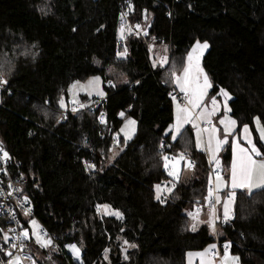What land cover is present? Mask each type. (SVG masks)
<instances>
[{
  "label": "trees",
  "instance_id": "1",
  "mask_svg": "<svg viewBox=\"0 0 264 264\" xmlns=\"http://www.w3.org/2000/svg\"><path fill=\"white\" fill-rule=\"evenodd\" d=\"M161 40L170 51L165 71L150 49ZM196 42L208 44L202 67L211 93L231 96L235 132L249 126L264 152L254 129L257 118L264 127V0H0V78L9 90L0 91V145L12 160L11 174L24 178L23 196L41 228L63 251L82 249L81 263H74L67 252L64 258L38 246L46 257L39 264H186L189 252L214 242L206 226L192 231L188 215L208 196V157L189 128L175 140L168 133L172 101L185 102L171 73ZM95 76L104 97L79 102H104L68 112L70 84ZM122 117L137 122L128 143L117 140ZM115 141L120 151L112 162ZM178 153L197 166L175 184L162 159ZM161 184L172 192L157 200ZM236 193L230 221L215 223V239L228 242L240 264H264V189ZM105 205L122 218L100 215ZM125 241L135 247L122 256Z\"/></svg>",
  "mask_w": 264,
  "mask_h": 264
},
{
  "label": "snow or ice",
  "instance_id": "2",
  "mask_svg": "<svg viewBox=\"0 0 264 264\" xmlns=\"http://www.w3.org/2000/svg\"><path fill=\"white\" fill-rule=\"evenodd\" d=\"M139 28V25L136 26ZM121 33H123V28H121ZM147 35V32L144 33ZM208 47L207 43L201 45L199 42H197V45L194 46L193 48V53L196 52L198 49L203 50ZM127 52V49L124 50V53H117L118 57L125 55ZM195 59V64H193V61ZM188 66H186L183 70V83H181V77H177L175 73H172L173 77L175 78L176 83L178 86H180V90L185 93L186 96H188V104L191 105V109L188 107H180V105H177V123L175 125V133L173 134V140L176 139V135L179 134L180 129L183 127V124L189 123L193 120L192 117V110L195 108L199 107V104L203 97L207 94V89L211 87V84L208 82V78L206 75H204V83L201 85L199 83V76L203 75V70L202 68L199 67V57H193L192 53H189L188 56ZM164 62H167L166 60ZM99 77L94 78L93 80H90L88 82L89 86H91L94 83H98ZM7 84V80H4L3 78H0V86ZM194 85V87H193ZM191 92V95L189 93ZM222 94L227 97L228 93L225 92L224 90H221ZM98 95L103 97L104 93L98 92ZM175 100V97H173ZM213 105L216 104L215 98L212 100ZM61 107H64L63 100H61ZM81 107H84V105H81ZM225 108L227 110V105H225ZM73 111H76V109H73ZM214 113H211L212 115ZM123 115V113H121ZM203 113L200 114L197 119L203 118ZM105 121L103 120V117H101V123H104ZM222 124H224V121H221ZM128 124L135 125V121H128ZM229 124L234 125L235 121H229ZM193 127H197L198 125L193 124ZM257 127L259 130V135L260 139L264 141V127L260 126V122L257 121ZM123 132L124 129H121ZM217 129L215 127L211 129H199L197 131V148L203 150L202 144L200 142L199 136L200 132H209V141H208V151L211 154V160L215 161L216 166L219 167V160L217 159L215 152H219L220 148L228 143L227 137L225 139H215V133ZM225 131L226 133H229L231 129L225 126ZM243 138L247 142V147H243L240 145V143L236 140L233 139L231 141L232 143V149H233V159L231 163V172H230V188L231 191L228 192L227 198L223 200V208H224V220L225 222L231 218V209L232 205L235 202L236 199V191L237 189L239 190H247V192L251 195L253 190L255 189H264V152H262L255 143H253L251 139V134L249 132V129L247 126L244 127L243 129ZM131 139V135L128 133H125V140ZM215 139V151H213L212 148V142ZM8 154L5 152L4 153V158L7 159ZM259 157L260 159H256ZM165 160V168H168V162H169V157L165 156L163 157ZM185 157L183 154H181L178 158L173 157L172 158V170L168 172V175L173 176L175 179H179V165L180 161L184 160ZM87 167L91 168L93 165H87ZM186 167L191 168L193 167V163L191 161H187ZM216 187L215 190H213L212 187H209L208 190V197L206 199L211 200L213 196H215V203L219 204L221 203V198L218 195V193L222 190V187H229L228 184L223 183L224 182V177L221 176L219 173L216 175ZM212 180L211 177H209V184L211 185ZM156 190H157V196L156 199L160 200V193L162 191H167L169 193L172 192V188H165L162 189L160 185H156ZM19 191V189H17ZM11 195V193H9ZM27 200V198H25ZM105 214L106 215H115L117 218H122L121 214L119 212H111L108 211V206L105 205ZM27 214V213H25ZM197 213H192L189 212V216H193L195 218L198 215ZM212 216L215 217V208H212ZM31 224L33 225V230L31 232V235L35 237L36 243L40 245L42 248H47L52 244L51 239H43L42 236L39 233V225L35 220L31 221ZM209 226L215 231V223L213 221L209 222ZM196 227L193 225L192 231H195ZM29 238V231L25 230L21 232L20 236L17 237V239H28ZM4 243L9 242V237L7 234L4 235L3 237ZM127 244V241H125ZM16 245L13 244L12 247H15ZM131 247H135V245H130ZM72 252L73 255L77 258H79V253L80 249L76 247V245H68L67 246ZM230 247V245H225V252H224V259L221 261V264H225V261L229 258V254L227 252V248ZM215 248V245H211L209 248L205 249L204 252L202 253H197L195 255H198L201 257L202 264L204 257L209 256V255H215L212 253V249ZM2 250V249H0ZM6 255L12 257V259L9 261V264H20V257L19 256H13L11 252L5 253ZM191 255V254H190ZM127 258V257H125ZM233 261H237L238 257H231ZM208 264H211V261L208 262Z\"/></svg>",
  "mask_w": 264,
  "mask_h": 264
},
{
  "label": "rangeland",
  "instance_id": "3",
  "mask_svg": "<svg viewBox=\"0 0 264 264\" xmlns=\"http://www.w3.org/2000/svg\"><path fill=\"white\" fill-rule=\"evenodd\" d=\"M120 38L121 39L123 38L121 33H120ZM199 44L203 45L205 43L199 42ZM196 45H197V42L192 45V47L187 52V54H184L182 56L181 60L178 61L180 63L179 67L177 69L174 68L172 73H175L177 77H181V83H183V79H182L183 70H184V68L186 66H188L189 53H192L194 58L195 57H199V67L202 68V70H203V75L199 76V83L201 85H203V83H204V75H206L207 78H208V82L211 84V87L207 89V94L201 100V102L199 104V107H197L194 110H192L193 120L191 122H189V123L183 124V127L180 129L179 134L184 129L189 128L191 130L194 138H195L196 145H197V139H198L197 131H198V128L199 129H205V128L211 129V128L215 127L217 129V131L215 133V139H221L222 140V139H225V137H227V140L229 141V139H230L229 133H226V131H224V130H223V133H222L221 130L218 129L219 127H221V124L218 121V117L217 116L222 114L223 112L226 113V111L228 110V107H229L227 102H229L231 100V96L228 94V96L225 97L222 94L221 90L218 93H216V94H212L211 93L212 82H211L209 76L207 75V73L204 71V69L202 67V58H203V55L205 54V52L207 51L208 47L206 49H203L202 51L198 49L196 52L193 53V48ZM151 47L153 48V51L161 50V53H162L161 54V60L162 61H159V62L157 61V62L159 64L166 63L164 61L165 60L167 61L168 57H167V54H165L164 47L162 45L153 44V43H151ZM165 48H166V46H165ZM153 51H152V54H153ZM156 52H158V51H156ZM154 62H155V65H156V59L155 58H154ZM193 64H195V59L193 61ZM172 73H171V77H170L171 78L172 87L174 88L175 91H177L179 94H182L184 96L185 102H184V104H180V103H177L176 101H172L171 105L173 106V123H172V126L170 127V129L168 130V133H170L171 140H173L172 137H173V134L175 133V125L177 123V105H180V107H182V108L183 107H188L189 109H191V105L188 104V98L189 97L186 96L185 93L180 90V86H178V84L176 83L175 78L173 77ZM96 77H99V76L90 77L89 79H87L84 82L75 81L72 84H70V86L68 88V102L71 104L72 107H75V108L78 107V108H81L82 110H84L85 108L89 107V104L88 103H80L79 102L80 97L86 96V97H89V98H91V97L101 98V96L98 95L97 93L101 92V91L103 93H105V88L103 86V81L101 80V77H99L98 83H94L91 86H89L88 82L90 80H93ZM118 83H120V82H118ZM193 87H194V85H193ZM178 90H180V91H178ZM104 95H103V97H104ZM189 95H191V92L189 93ZM213 98H215V100H216V104L215 105H213V103H212ZM81 105H84V107H81ZM225 105H227V110L225 108ZM213 108H216V112H214V114L210 115L212 113L211 110ZM207 110H209V111H207ZM198 113H199V115H198ZM201 113L204 114L203 118L197 119V117H199ZM122 119H123V122H122V124H121V126H120V128L118 130L117 140L119 138H122L125 143H128L133 138V136L135 135V133L137 131V122L135 120H133L132 118L130 119V118L122 117ZM128 121H135V125L128 124ZM257 121H259L258 118L254 120V122H255L254 123V125H255L254 129H256V131H257V136H258V139H259L260 143L264 146V141H262L260 139L259 130H258V127H257ZM207 123H210L211 125L208 126ZM193 124L198 125V128L197 127H193ZM206 124H207V126H206ZM121 129H124V131L122 132ZM125 133H128L129 135H131V139L125 140ZM179 134L176 135V138L179 136ZM199 139H200V142L202 144L203 151L206 153V155H207V157L209 159V164L212 165L211 166L212 169L213 170H218V171H223V169H222V165H223L222 154L224 153V146L227 143L224 144L220 148L219 152H215V155H216L217 159L220 162L219 163V167H217L215 161L211 160V154L207 150L208 149V141H209V132H200ZM215 139L212 142L213 151H215V147H216ZM119 147L120 146H118L117 141H115L113 143V145H111V151L109 153L110 161L113 162V160L115 159L117 153L120 151ZM181 154L182 153H178V154L174 155L173 157L178 158ZM183 155H184L185 159L180 161V165H179L180 171H179V179L178 180L175 179L173 176L168 175V172L172 170V163H171L172 159L169 158L168 168L167 169L165 168V160L162 159L163 160V169H164V171L166 173V176L169 178V180L171 182H174L175 184H177L179 182L180 178L181 179H190L195 174V171H196L197 162L195 160H193L190 156H186L187 154L186 155L183 154ZM187 161H191L193 163V167H191V168L186 167ZM214 185L216 187V183ZM164 188H166V187H163V189ZM224 190L225 189L222 188V190L218 193V195L221 198V203L218 204V210L219 211L221 210L220 212H221V216L222 217H224L223 200L227 198L226 195L221 194ZM162 193L164 195L165 194L166 195H170V193L167 192V191H162ZM203 203L206 204L207 203V199H205L203 201ZM234 208H235V202L232 205L231 217L233 215ZM108 211H110L109 208H108ZM98 212L100 213V215H106L104 207L98 208ZM113 216H115V215H113ZM23 217H24V220L27 219L26 216H23ZM28 219H29L28 228L27 227H23L22 228L23 231H25V230L29 231V238L28 239H24L28 243V253L31 256L30 262H28V263L29 264H39L38 263V262H40L39 260L42 259L43 257L44 258H46V257L43 255V253L40 250H38V246H40V245L36 243L35 237L31 235V232L33 230V225L31 224V221L35 220L37 222V224L39 225V233L41 231V224L34 218H29L28 217ZM192 219H193V216H192ZM230 219L227 220L226 222L230 221ZM210 221H213L215 223V218L212 216V213L198 214L195 217V219L192 220V227H193V225H195L194 223H196V222L202 224V226L203 225L206 226L208 228V230H209V233L214 238V242L212 244H210L209 246H207L206 248L202 249V250L189 252L188 255L186 256V259H185L186 260V264H202L201 257L198 256V255H195V254L204 252V250L209 248L211 245H215V248L212 249V250L216 251L218 249L219 242L215 239V231H213V229L209 226V222ZM195 227H197V225H195ZM222 244L224 246L225 245H230L228 242H224ZM121 245H122V247H121L122 256H125V253L128 250L133 248L130 245H127L126 243H123V242L121 243ZM77 248L80 249L79 258L75 257L73 255V252L68 247H66L65 250L67 252V255L69 254L72 262L81 263L82 249H81V247H77ZM42 249H44L47 252L52 253V254L57 253L52 248L51 245L49 247H47V248H42ZM229 250H230V247H229ZM229 250L227 251L228 254H229V257H236V256L232 255L229 252ZM224 252H222V253L224 254ZM57 254H55V255L57 256ZM222 255L220 257H212L210 255L206 256V257H204L203 264H208L209 261H211V264H221V261L224 259V255H223V257H222ZM104 259H105L106 262H108V253L107 252L104 255ZM225 264H230V263L225 261ZM233 264H240V263L237 260V261L233 262Z\"/></svg>",
  "mask_w": 264,
  "mask_h": 264
},
{
  "label": "built area",
  "instance_id": "4",
  "mask_svg": "<svg viewBox=\"0 0 264 264\" xmlns=\"http://www.w3.org/2000/svg\"><path fill=\"white\" fill-rule=\"evenodd\" d=\"M164 43V40H161L160 45ZM167 51V57H169ZM169 63V59L164 64H159L156 62V66L159 71H165L166 66ZM108 85L115 89L118 87L117 84L113 82H109ZM0 91H9L6 85L0 86ZM175 93H171L173 97ZM178 99H181V95L175 94ZM105 99H95L94 101L88 103L89 107L82 110L78 107H72V109L68 110V112H84L86 110L93 111L96 105L104 102ZM76 109V111H73ZM67 112L62 113L63 120L65 121ZM211 124H208L210 126ZM5 148L0 145V264H9V261L12 257L6 255L5 253L11 252L13 256L20 257V264H29L31 256L28 253V243L24 239H17L23 231V227L29 226V218H34V212L29 205L28 201L25 200V196H23V186L25 184L24 178L14 176L11 174L10 169L13 167L12 160L8 156L7 159L4 158ZM209 173L211 176L216 177L217 173L221 176L223 175V171L213 170L211 167L209 169ZM19 189V191H17ZM11 193V195H9ZM208 197V196H207ZM215 208V222L218 221V204L215 203V197L213 196L211 200L207 199L206 204L196 205L194 207V211L197 213H212V208ZM27 213V214H25ZM26 216L27 219L24 220ZM222 218V217H220ZM35 219V218H34ZM222 220V219H221ZM223 222V221H222ZM7 234L9 237V242L4 243L3 237ZM40 235L43 239H51L52 240V248L61 256L65 258V253L62 248L59 246L57 241L54 239V236L46 229L41 228ZM15 244V247L12 245ZM229 247L227 248V251ZM225 251V246L223 244H219L218 249L216 251L212 250V253L215 255H210L212 257H220L222 252ZM32 261V260H31Z\"/></svg>",
  "mask_w": 264,
  "mask_h": 264
},
{
  "label": "crops",
  "instance_id": "5",
  "mask_svg": "<svg viewBox=\"0 0 264 264\" xmlns=\"http://www.w3.org/2000/svg\"><path fill=\"white\" fill-rule=\"evenodd\" d=\"M151 49V51H153V48H150ZM156 51H158V52H156ZM156 51H153V56H154V58L156 59V61H162L161 60V50H156ZM178 91H180V90H178ZM181 104V103H180ZM207 111H209V110H207ZM211 112L212 113H214V112H216V108H213L212 110H211ZM198 115H199V113H198ZM218 117V121L220 122V124H221V127H219L218 129L219 130H221V132L223 133V130L225 131V126L227 125V127L229 128V129H231V131L229 132V137H230V139H229V141L228 142H230V164H229V167H228V171H226V174H225V176H223L224 177V182L223 183H226V184H228L229 185V187H222V188H224L225 190L221 193V194H223V195H226L227 196V194H228V192L229 191H231V188H230V172H231V163H232V159H233V149H232V143H231V141L233 140V139H236L239 143H240V145L241 146H243V147H247V142H246V140L243 138V129H244V127L245 126H247V125H243L242 127H241V129L239 130V131H236L235 132V130H236V124H234V125H232V124H229V121H233L232 120V118L230 117V114H229V108H228V110L226 111V113L225 112H223L222 114H220V115H218L217 116ZM221 121H224L225 123L224 124H222L221 123ZM207 124H210V123H207ZM207 124H206V126H207ZM248 127V129H249V132H250V134H251V139H252V141H253V143L255 142L254 141V137H253V134H252V131H251V129H250V127L249 126H247ZM254 128H255V125H254ZM190 130V129H189ZM191 131V130H190ZM255 131H256V129H255ZM256 133H257V131H256ZM264 147V146H263ZM256 159H260L259 157H257ZM208 162H209V159H208ZM210 165V167L212 166L211 164H209ZM212 168V167H211ZM222 169H223V166H222ZM224 170V169H223ZM209 175H210V177H211V180H212V183H211V185L209 184L208 186L209 187H212L213 188V190H215V183H217L216 182V177H213V176H211V174L209 173ZM226 175H227V177H226ZM209 190V189H208ZM239 189H237V190H235V191H238ZM256 190H259V189H255V190H253V192L254 191H256ZM243 191H245V192H247V190H243ZM248 193V192H247ZM215 197V196H214ZM220 212V211H219ZM193 213H196V212H193ZM199 214H203V212L202 213H199ZM220 216H221V212H220ZM222 217V216H221ZM195 219V218H194ZM222 219V220H221ZM224 220V217H222V218H220V217H218V221H220L221 222V224H222V221ZM225 221V220H224ZM215 223H217V222H215ZM195 225H197V226H201L202 224H200V223H198V222H196V223H194ZM217 231H218V227L216 226V224H215V233H217ZM188 255V254H187ZM224 255V254H223ZM223 255H222V257H223ZM228 263H230V264H233V262H235V261H233L232 259H231V257H229L227 260H226Z\"/></svg>",
  "mask_w": 264,
  "mask_h": 264
},
{
  "label": "bare ground",
  "instance_id": "6",
  "mask_svg": "<svg viewBox=\"0 0 264 264\" xmlns=\"http://www.w3.org/2000/svg\"><path fill=\"white\" fill-rule=\"evenodd\" d=\"M160 186H161V188H163L164 184H161ZM197 205H200V204H197ZM195 206H196V205H195Z\"/></svg>",
  "mask_w": 264,
  "mask_h": 264
},
{
  "label": "clouds",
  "instance_id": "7",
  "mask_svg": "<svg viewBox=\"0 0 264 264\" xmlns=\"http://www.w3.org/2000/svg\"><path fill=\"white\" fill-rule=\"evenodd\" d=\"M157 62V61H156Z\"/></svg>",
  "mask_w": 264,
  "mask_h": 264
}]
</instances>
